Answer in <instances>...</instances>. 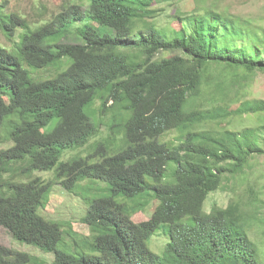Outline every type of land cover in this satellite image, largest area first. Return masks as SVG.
Segmentation results:
<instances>
[{"label": "trees", "instance_id": "obj_1", "mask_svg": "<svg viewBox=\"0 0 264 264\" xmlns=\"http://www.w3.org/2000/svg\"><path fill=\"white\" fill-rule=\"evenodd\" d=\"M82 1L87 4L71 3L48 21L30 22L0 8L2 31L13 37L23 29L17 50L0 45V127L8 124L13 141L0 150V225L17 240L54 252L49 264H264V245L251 234L256 226L264 236V197L254 194L249 201L255 213L234 199L204 210L225 177L264 156V124L198 127L262 114L264 99L244 98L233 109L197 104L213 65L264 71V26L215 10L182 18L178 30H144L139 24L161 0ZM61 63L65 68L52 77L31 76ZM235 75L232 84L249 83ZM104 116L107 139L86 156L63 159L100 134ZM176 129L183 133L178 142L160 139ZM48 170L67 190L87 178L107 183L109 194L87 199L83 217L99 254L59 249L62 226L39 213L51 181L3 176ZM149 196L158 204L146 223L137 224L132 210ZM165 223L170 241L159 254L148 239ZM33 260L0 243V264Z\"/></svg>", "mask_w": 264, "mask_h": 264}, {"label": "rangeland", "instance_id": "obj_2", "mask_svg": "<svg viewBox=\"0 0 264 264\" xmlns=\"http://www.w3.org/2000/svg\"><path fill=\"white\" fill-rule=\"evenodd\" d=\"M82 0H0V8L5 12H17L28 18L30 22L48 21L53 14L64 10L68 5ZM154 13L151 18H145L140 24V28L147 30L151 25L168 31L178 30L183 24L182 18L192 14H204L206 12L218 11L232 17L252 19L264 26V0H161L152 5ZM23 29L18 28L13 37H9L0 29V45L11 50H17ZM121 35V34H120ZM172 53L163 54L171 56ZM26 65V64H25ZM65 68V64H54L49 67L32 70L31 76L36 79H46L54 76ZM241 70V69H240ZM229 71L222 66H212L210 83H206L201 94L197 98L200 107H211L215 105L226 106L230 109L240 105L244 98L264 99V71L257 70L253 73H243ZM33 73V75H32ZM239 73L238 78L248 84L233 83L232 79ZM218 78V79H217ZM217 79V82H212ZM97 109L99 103L95 106ZM104 124L98 136L92 138L88 144L76 149L66 151L63 159H72L76 156H86L94 151L95 144L106 140L109 136V128L106 125L107 118L102 117ZM55 122H53L54 125ZM264 124V113L244 114L232 116L225 121L206 122L198 125L201 129H220L227 126L233 130H241L246 127H257ZM8 124L0 127V150L13 145V141L8 137ZM10 129V128H9ZM120 138V135L114 134ZM183 138V133L179 130H170L161 136V140L178 142ZM121 142L118 141L113 147L119 148ZM250 166L238 175H228L222 181V185L215 191L209 193L204 210L210 211L214 206H226L232 199L241 200L248 203L250 212H256L249 201L255 195L264 197V156L253 158ZM22 165V164H17ZM5 180L29 181L35 176H40L45 181H51L50 193L40 207L39 213L46 219L57 221L63 229V237L59 244V249L66 252L81 254H99L93 245L91 230L84 222L83 217L87 211L88 200L98 196H107L109 189L107 183L97 179H84L80 181L73 190H67L55 177V170L35 171L33 174L19 175L17 172L5 173ZM117 197V200L133 205L132 200ZM158 200L153 196L144 199L143 205L132 210V220L137 224L146 223ZM169 224L165 223L148 239L150 248L163 254L164 249L170 241ZM252 236L261 240L264 245V236L261 228L256 226L252 229ZM0 243L16 250L29 252L34 260L30 264H49L55 258L54 252L44 251L33 244L17 240L12 232L3 225H0Z\"/></svg>", "mask_w": 264, "mask_h": 264}]
</instances>
